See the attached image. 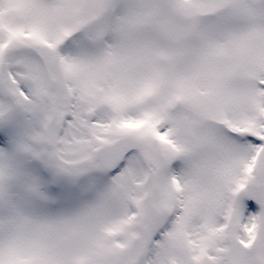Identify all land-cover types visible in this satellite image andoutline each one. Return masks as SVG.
<instances>
[{
    "label": "snow or ice",
    "instance_id": "obj_1",
    "mask_svg": "<svg viewBox=\"0 0 264 264\" xmlns=\"http://www.w3.org/2000/svg\"><path fill=\"white\" fill-rule=\"evenodd\" d=\"M0 264H264V0H0Z\"/></svg>",
    "mask_w": 264,
    "mask_h": 264
}]
</instances>
